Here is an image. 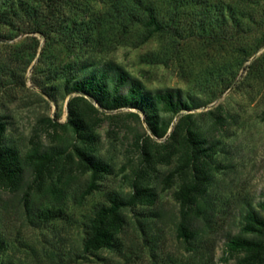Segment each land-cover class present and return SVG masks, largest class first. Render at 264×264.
Wrapping results in <instances>:
<instances>
[{
	"label": "rangeland",
	"instance_id": "obj_1",
	"mask_svg": "<svg viewBox=\"0 0 264 264\" xmlns=\"http://www.w3.org/2000/svg\"><path fill=\"white\" fill-rule=\"evenodd\" d=\"M18 1L5 0L2 7L8 9L13 4V10ZM24 1L31 15L42 11L46 22L43 34L29 32V16L15 18L19 28L0 24V36H4V41H0V64L13 59L14 45L26 42L24 39L29 44L28 37L32 35L39 40L24 86L13 87L8 72L1 76L0 118L6 123L5 142H14L22 152L50 145L70 151L73 144L79 145L75 135L61 126L69 118L68 102L77 93H67V88L61 86L47 91L41 85L63 82L74 73L87 76L110 61L137 78L147 90L179 89L200 103L183 113H192L206 138L203 146L210 148L200 162L204 184L194 223L211 237L213 263L235 264L233 257L223 260L225 235L239 231L241 213L257 209L258 202L264 199V86L256 92L247 83L239 87L233 84V39L232 43L223 40L226 30L214 16L215 3L225 0L187 4L173 13L175 20L169 30L148 38L149 29L143 24L145 5L156 0ZM8 11H4L5 16ZM227 32L233 34L231 27ZM225 82L231 86L221 91ZM84 97L86 100H80L78 108L95 125L92 152L110 166V173L103 174L97 181V190L81 203L72 193L81 188L89 172L67 160L53 169L50 178L57 181L59 177L61 184L67 181L59 202L46 192L50 180L36 185L29 174H25L20 188L4 189L0 230L6 247L1 261L166 264L169 258L186 254L185 245L175 235L178 203L173 194L182 182H190L191 172H180L176 155L166 162L163 158L144 161L134 142L135 136L147 129L142 111L130 106L106 110L92 98ZM132 113L139 114L140 119ZM183 113L173 117L172 125ZM48 117L60 126H49ZM154 141L161 145L165 140ZM137 183L153 188L156 200L153 205L137 206L127 212L135 217L149 210L157 212L148 224L155 243L132 232L127 234L120 251L82 254V222L104 199L105 192H131ZM52 205L61 208V212L56 211L58 215L46 213ZM129 238L134 239V245L129 244Z\"/></svg>",
	"mask_w": 264,
	"mask_h": 264
},
{
	"label": "trees",
	"instance_id": "obj_2",
	"mask_svg": "<svg viewBox=\"0 0 264 264\" xmlns=\"http://www.w3.org/2000/svg\"><path fill=\"white\" fill-rule=\"evenodd\" d=\"M3 1L5 0H0L1 25L19 28L20 23H17L15 18L29 16L32 20L28 23L31 25L29 32L43 34V25L46 21L42 11L36 10L31 15L27 1L24 0L18 1L13 10V4L5 9L6 7H2ZM44 1L51 3L53 0ZM198 1L147 2L145 5L147 13L143 23L149 29L147 38L156 32L169 30L175 20L173 13L180 8H185L187 4H195ZM170 6H172L171 9H169ZM215 8L216 23L223 25L226 30L223 40L233 42V84L239 87L247 83L252 91L262 90L264 86V0H225L215 3ZM5 10H9L6 16ZM3 14L4 19L1 17ZM228 27H231L233 34L227 32ZM28 39L31 45L27 44V39H24L26 42L13 46V59L1 62L0 82L5 71L8 72L13 87L24 86L25 73L39 47L36 36H29ZM230 39L233 41L230 42ZM0 41H4V36H0ZM26 55L27 58L24 57ZM69 67L72 69V64ZM51 82L49 84H53ZM49 84L44 83L41 88L48 91L61 86L67 88V93H77L68 102L69 118L61 126L68 128L75 135L79 145L73 144L70 151L65 147L50 145L44 148L30 147L22 152L14 142H5L6 123L0 118V208L1 193L4 189L20 188L25 174L32 176V183L41 186L43 182L50 180L53 169L66 160L89 172L81 188L72 193L75 200L81 203L97 190V181L103 174L110 173V166L93 154L95 125L78 108V102L86 100L84 96H88L106 110H116L125 106L134 107L143 112V121L147 127L143 133L134 138L135 145L144 161L150 163L152 160L163 158L162 160L166 162L176 155L179 159L180 172L192 174L190 182H182L173 194L178 203L174 220L175 235L185 245L187 253L181 254L177 259L169 258L166 264H214L212 253H210L211 237L208 231L194 223L204 184L200 173V162L207 156L210 148L203 146L206 138L192 119V113H183L197 108L200 103L191 99L189 95L182 94L179 89L147 90L137 78L130 77L112 61L95 69L87 76L79 77L74 73L63 82ZM229 86L231 83L225 82L220 90L224 91ZM180 113L183 114L172 125L173 117ZM132 115L140 119L139 114L132 113ZM218 120L222 121V118L218 116ZM47 123L54 128L60 126L57 121L49 117ZM163 138L165 141L161 145L154 141V139ZM155 146L165 149L161 151ZM60 182L59 177L57 181L50 180L46 188V192H49L53 201L56 202L62 200L66 192L67 181L62 184ZM155 200L156 193L153 188L139 183L134 184L133 190L127 193L116 190L106 191L104 199L95 205L91 215L82 222V254L96 255L98 251L107 249L120 251L125 245L127 234L132 232L134 235L143 236L148 243L154 244L156 240L149 232L148 224L150 218L156 216L157 212L149 210L146 214L139 213V216L135 217L127 211L137 206L153 205ZM56 211L61 212V208H55V205H52L51 208L46 209V213L52 212L58 215ZM262 213H264V199L258 202L257 209L249 208L241 213L239 231L225 235L223 260L233 257L235 264L264 263V215ZM129 244L134 245L133 238H129ZM5 247V239L0 230V256ZM0 264L5 263L0 259Z\"/></svg>",
	"mask_w": 264,
	"mask_h": 264
}]
</instances>
